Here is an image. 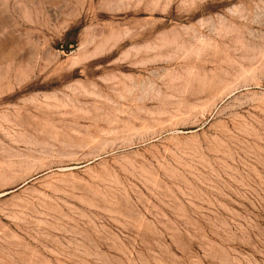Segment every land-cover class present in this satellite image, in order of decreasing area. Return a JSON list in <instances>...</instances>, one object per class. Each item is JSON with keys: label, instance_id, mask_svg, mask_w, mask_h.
I'll return each instance as SVG.
<instances>
[{"label": "rangeland", "instance_id": "rangeland-1", "mask_svg": "<svg viewBox=\"0 0 264 264\" xmlns=\"http://www.w3.org/2000/svg\"><path fill=\"white\" fill-rule=\"evenodd\" d=\"M0 264H264V0H0Z\"/></svg>", "mask_w": 264, "mask_h": 264}]
</instances>
